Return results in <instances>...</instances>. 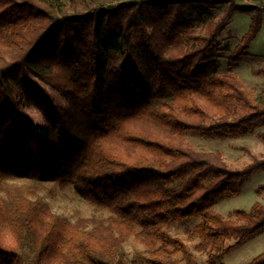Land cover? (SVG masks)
I'll use <instances>...</instances> for the list:
<instances>
[{"label": "trees", "instance_id": "trees-1", "mask_svg": "<svg viewBox=\"0 0 264 264\" xmlns=\"http://www.w3.org/2000/svg\"><path fill=\"white\" fill-rule=\"evenodd\" d=\"M235 11L251 22L231 70L220 73L219 37ZM263 13L236 0H0V264H129L131 237L148 264H200L170 232L194 218L201 221L186 233L199 239L195 249L226 264L224 256L264 233L260 202L234 210L236 219L213 209L238 196L264 158L233 168L220 151H197L185 139L264 125V93L252 96L232 71ZM255 72L264 76V67ZM24 179L74 185L109 215L73 220ZM245 264H264V251Z\"/></svg>", "mask_w": 264, "mask_h": 264}, {"label": "rangeland", "instance_id": "rangeland-1", "mask_svg": "<svg viewBox=\"0 0 264 264\" xmlns=\"http://www.w3.org/2000/svg\"><path fill=\"white\" fill-rule=\"evenodd\" d=\"M236 1L239 4L247 6L256 4L264 6V0ZM222 10L223 7L221 6L215 8L216 17L222 14ZM77 11H85V8L80 5ZM250 22V14L235 11L228 26L220 35L219 40L222 48L219 53L220 73L231 70L229 57L241 36L248 30ZM197 31L205 33L206 26L200 25ZM262 67H264V21L259 34L252 41L245 59L238 67L232 70L233 73L243 81L245 88L250 94L255 97L264 93V76L255 72ZM42 85L49 90L58 102L64 105L66 104L63 96L52 86L44 82H42ZM16 97L18 101H20L22 107L33 117L37 124H45L44 118L38 109L28 104L21 94L16 93ZM262 133H264V125L256 127L246 135L237 137L204 139L193 135H186L185 139L195 150L220 151L229 166L233 168H243L253 160V157L264 158V139L261 136ZM24 180L28 183H36L40 188L39 194L50 203L51 207L56 212L67 215L73 220L80 217L103 219L109 215L108 211L99 210L93 204L89 203L74 185H68L65 188H61L51 181L39 180L33 182L29 179ZM261 183H264V170H258L252 173L245 182L244 187L238 196L220 199L214 205L213 209L226 218L236 219V216L233 213L234 210L238 208L250 210L256 202H260L264 205V192H257V187ZM200 221L201 218H194L173 224L170 227V232L174 236L183 238L186 241L200 264H209L207 253L195 249V245L199 242V239H189L186 233L187 229L194 228ZM124 249L126 252V260L129 264H148L144 260V245L134 237L129 238L124 243ZM263 251L264 233L224 256L223 262L226 264H245Z\"/></svg>", "mask_w": 264, "mask_h": 264}]
</instances>
